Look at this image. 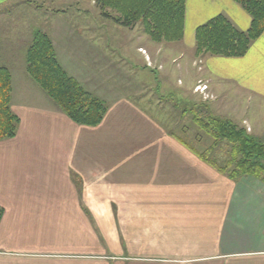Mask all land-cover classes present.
<instances>
[{"label": "crops", "instance_id": "crops-1", "mask_svg": "<svg viewBox=\"0 0 264 264\" xmlns=\"http://www.w3.org/2000/svg\"><path fill=\"white\" fill-rule=\"evenodd\" d=\"M219 14L239 30L250 26L233 0H185L176 46L140 32L129 43L145 65H162L161 78L175 67L186 98L197 80L207 83L216 97L209 111L228 117L229 88L237 101H264V31L240 57L195 55V29ZM0 66L11 72L19 118L15 136L0 141V264H264L261 180L218 172L102 80L72 72L108 105L89 127L71 121L25 68Z\"/></svg>", "mask_w": 264, "mask_h": 264}, {"label": "rangeland", "instance_id": "rangeland-1", "mask_svg": "<svg viewBox=\"0 0 264 264\" xmlns=\"http://www.w3.org/2000/svg\"><path fill=\"white\" fill-rule=\"evenodd\" d=\"M134 27H124L103 16L94 0H9L0 5V65L13 66L17 71L25 68L26 51L33 34L45 32L52 41L58 61L67 63L77 76H92L104 81L112 89L111 93L130 96L171 129L173 132L170 133L199 153L207 150L208 156L224 165L230 158L229 145L223 141L213 146V139L197 127L192 114L183 113L200 104L209 109L210 102L216 97L209 91L208 84L205 83L204 93L195 91L198 84L204 83L197 80L192 97L186 98L182 92L184 87L179 86L180 75L176 68L171 67L168 78H161L156 71L162 70V65L155 66L148 58L150 64L145 65L129 40L140 32L144 40L155 45L176 46L177 43L155 42L142 32L139 24ZM198 61L200 64L201 60ZM72 72L69 71L71 76ZM225 100L229 104L226 105L229 116L222 118L264 141V101L255 96L247 99L242 96L237 101L231 88ZM236 103L246 109L231 107ZM241 113L246 116L239 115Z\"/></svg>", "mask_w": 264, "mask_h": 264}, {"label": "trees", "instance_id": "trees-1", "mask_svg": "<svg viewBox=\"0 0 264 264\" xmlns=\"http://www.w3.org/2000/svg\"><path fill=\"white\" fill-rule=\"evenodd\" d=\"M251 18L247 30L237 29L224 15L219 14L195 29V55L240 57L252 41L264 31V0H233ZM102 15L115 23L132 28L137 24L151 40L178 42L183 37L185 0H94ZM27 75L46 93L49 99L74 123L95 127L105 116L107 103L87 91L61 66L50 37L42 31L33 34L25 56ZM190 112L193 121L207 136L213 146L225 141L230 158L224 165L199 153L186 141L179 140L203 161L226 174L231 179L250 175L264 181V141L248 134L245 128L229 119L211 114L200 104ZM19 124L18 116L11 110V73L0 66V141L13 138ZM174 135V133H171ZM3 213L0 207V218Z\"/></svg>", "mask_w": 264, "mask_h": 264}, {"label": "built area", "instance_id": "built-area-1", "mask_svg": "<svg viewBox=\"0 0 264 264\" xmlns=\"http://www.w3.org/2000/svg\"><path fill=\"white\" fill-rule=\"evenodd\" d=\"M146 60L148 61L147 63L148 64H150V61L146 58ZM206 84L205 83H203V84H198L195 88H194V90L195 91H199V92H201V93H204L203 91H204V89H206Z\"/></svg>", "mask_w": 264, "mask_h": 264}]
</instances>
